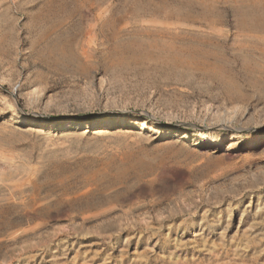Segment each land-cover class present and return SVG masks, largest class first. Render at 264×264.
Segmentation results:
<instances>
[{"label": "rangeland", "instance_id": "obj_1", "mask_svg": "<svg viewBox=\"0 0 264 264\" xmlns=\"http://www.w3.org/2000/svg\"><path fill=\"white\" fill-rule=\"evenodd\" d=\"M0 264H264V0H0Z\"/></svg>", "mask_w": 264, "mask_h": 264}, {"label": "bare ground", "instance_id": "obj_2", "mask_svg": "<svg viewBox=\"0 0 264 264\" xmlns=\"http://www.w3.org/2000/svg\"><path fill=\"white\" fill-rule=\"evenodd\" d=\"M13 117H14V119H23V117L22 116H20V114H18V113H15V114H13ZM32 119H36V118H32ZM108 121V120H107ZM17 122H19L18 120H17ZM142 128H140L139 130L140 131H143V127H144V125H142L141 126ZM154 128H156V127H154ZM166 130V129H165ZM163 132V131H162Z\"/></svg>", "mask_w": 264, "mask_h": 264}]
</instances>
